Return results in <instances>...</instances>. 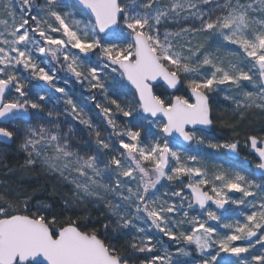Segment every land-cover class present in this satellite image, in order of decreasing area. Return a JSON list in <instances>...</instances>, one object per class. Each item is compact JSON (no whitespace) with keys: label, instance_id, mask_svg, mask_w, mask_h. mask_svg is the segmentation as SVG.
Instances as JSON below:
<instances>
[{"label":"snow or ice","instance_id":"snow-or-ice-1","mask_svg":"<svg viewBox=\"0 0 264 264\" xmlns=\"http://www.w3.org/2000/svg\"><path fill=\"white\" fill-rule=\"evenodd\" d=\"M0 145V264H264V0H0Z\"/></svg>","mask_w":264,"mask_h":264},{"label":"trees","instance_id":"trees-1","mask_svg":"<svg viewBox=\"0 0 264 264\" xmlns=\"http://www.w3.org/2000/svg\"><path fill=\"white\" fill-rule=\"evenodd\" d=\"M61 75H63V73H61ZM71 83L73 84V87H74V90H75V91H80V90H82V89L80 88L79 85L75 84L74 82H71ZM41 85H42V84H41ZM251 127H252V126L250 125V128H251ZM253 130H254V129H253ZM245 152H246V151H245ZM5 162H6L10 167L16 168L18 164L23 163L22 155H21L20 153L16 152V151H10V152H8V154H7V156H6V160H5ZM0 171H3V169L0 168ZM35 176H36V178H35L34 180H36V179L38 178V174H35ZM27 186H28V185H26V187H27ZM38 187H41V189H42L43 191H46V190H45V187H44V182H43L42 180L39 182ZM38 187H37V188H38ZM39 189H40V188H39ZM46 194H47V192H46Z\"/></svg>","mask_w":264,"mask_h":264},{"label":"rangeland","instance_id":"rangeland-1","mask_svg":"<svg viewBox=\"0 0 264 264\" xmlns=\"http://www.w3.org/2000/svg\"><path fill=\"white\" fill-rule=\"evenodd\" d=\"M40 84H42V82H39ZM42 86V85H41ZM61 86H64L63 85V82H61ZM67 87H69L70 89H72L73 90V92L79 97V93L82 91V90H80V91H75L74 90V87H73V84L70 82L68 85H67ZM82 103H84L83 101H81ZM90 107V106H89ZM86 110H88V109H86ZM210 135L211 136H213V137H216V138H220V133L219 132H211L210 133ZM0 147H3V145H0ZM16 149V145H12V150H10V151H16L15 150ZM9 151V152H10ZM16 152H18V151H16ZM19 153V152H18ZM242 155H247V152H244V153H242ZM250 159H251V157H249ZM35 174H38L36 171H32L31 173H30V175L28 176V179L30 180V181H33L35 178H36V176H35ZM39 175V174H38ZM4 178V173H3V171H0V179H3ZM26 186V185H25ZM40 188V189H39ZM37 192H38V194L39 195H46V191H43L42 189H41V187H38L37 188Z\"/></svg>","mask_w":264,"mask_h":264}]
</instances>
